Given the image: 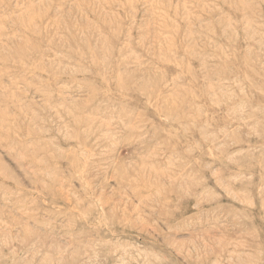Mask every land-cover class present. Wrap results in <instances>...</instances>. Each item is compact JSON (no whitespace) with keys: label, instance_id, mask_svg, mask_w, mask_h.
Listing matches in <instances>:
<instances>
[{"label":"rangeland","instance_id":"1","mask_svg":"<svg viewBox=\"0 0 264 264\" xmlns=\"http://www.w3.org/2000/svg\"><path fill=\"white\" fill-rule=\"evenodd\" d=\"M0 264H264V0H0Z\"/></svg>","mask_w":264,"mask_h":264}]
</instances>
